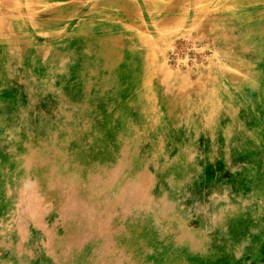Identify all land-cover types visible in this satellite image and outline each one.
<instances>
[{
  "label": "rangeland",
  "instance_id": "obj_1",
  "mask_svg": "<svg viewBox=\"0 0 264 264\" xmlns=\"http://www.w3.org/2000/svg\"><path fill=\"white\" fill-rule=\"evenodd\" d=\"M0 264H264V0H0Z\"/></svg>",
  "mask_w": 264,
  "mask_h": 264
},
{
  "label": "bare ground",
  "instance_id": "obj_2",
  "mask_svg": "<svg viewBox=\"0 0 264 264\" xmlns=\"http://www.w3.org/2000/svg\"><path fill=\"white\" fill-rule=\"evenodd\" d=\"M114 32V31H113ZM112 33V32H111ZM110 33V34H111ZM113 34V33H112ZM113 47V46H112ZM118 50V49H117ZM137 60V59H136ZM138 60H140V59H138ZM142 62V61H141ZM121 66V65H120ZM42 70V69H41ZM40 70V71H41ZM44 70V69H43ZM127 70V69H126ZM41 73V72H40ZM42 75V74H41ZM122 85V84H121ZM121 94V93H120ZM7 96V95H6ZM128 96V95H127ZM13 98V97H12ZM125 98V97H124ZM25 100V99H24ZM129 101H130V99H129ZM23 103V102H22ZM129 107V106H128ZM131 110H132V108H131ZM167 190V189H166ZM188 223V222H187ZM193 223V222H192ZM163 224V223H162ZM186 224V223H185ZM189 224V223H188ZM191 224V223H190ZM185 226V225H184ZM191 229V228H190ZM152 232V231H151ZM139 234V233H138ZM156 235V234H155ZM139 239V238H138ZM147 245H148V243H147Z\"/></svg>",
  "mask_w": 264,
  "mask_h": 264
}]
</instances>
